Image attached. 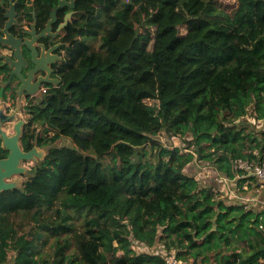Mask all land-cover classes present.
I'll use <instances>...</instances> for the list:
<instances>
[{
    "label": "trees",
    "instance_id": "trees-1",
    "mask_svg": "<svg viewBox=\"0 0 264 264\" xmlns=\"http://www.w3.org/2000/svg\"><path fill=\"white\" fill-rule=\"evenodd\" d=\"M15 1L18 22L34 13L38 30L58 2ZM232 1V15L218 0L76 2L60 34L62 82L28 100L19 141L45 158L0 193V264H38L43 237L55 247L43 264H163L135 243L201 264H264V211L225 203L187 172L196 159L232 179L235 159L264 153V130L242 123L264 122V0ZM28 224L31 240L19 236Z\"/></svg>",
    "mask_w": 264,
    "mask_h": 264
},
{
    "label": "water",
    "instance_id": "water-1",
    "mask_svg": "<svg viewBox=\"0 0 264 264\" xmlns=\"http://www.w3.org/2000/svg\"><path fill=\"white\" fill-rule=\"evenodd\" d=\"M8 5L3 7L5 22L0 29V140L7 156L0 159V193L19 188L21 180H11L15 176L25 175L27 169L22 162H37L46 155L45 148L34 146L29 151L20 148L19 141L22 128L26 121L18 117L22 111L23 100H32L37 97L41 84L58 86L60 80L50 78L52 64L61 62L62 57L58 49L67 44L53 43L62 29L71 22L75 13L76 2L79 0H58L51 10L49 19L44 28H36V19L33 13V22L28 26L18 22L15 0H6ZM64 8L62 23L55 31L58 13ZM15 29V32H13ZM36 78V81L34 82ZM15 95L17 103L11 112H5V107L12 106L11 98ZM10 125V132L4 128Z\"/></svg>",
    "mask_w": 264,
    "mask_h": 264
},
{
    "label": "built area",
    "instance_id": "built-area-1",
    "mask_svg": "<svg viewBox=\"0 0 264 264\" xmlns=\"http://www.w3.org/2000/svg\"><path fill=\"white\" fill-rule=\"evenodd\" d=\"M125 3H129L130 0H123ZM47 88L45 86L41 87L39 90V94H45ZM36 103L35 100H33ZM2 101L0 100V104ZM11 108L12 106L9 105ZM13 110V109H12ZM26 114L24 110L18 113V117L23 118L26 121ZM5 128V126H4ZM255 159L251 161H244L242 159H235L232 163V170L235 175L241 178L251 177L255 181V192L259 193L264 191V153L259 154L257 151L253 152ZM201 171L209 172L213 175L215 183L218 185V190L224 197L234 203L235 205L242 206L246 210H253L254 206H257L258 212L264 211V201L247 199V197L243 196L242 193L238 190L237 185L235 183V179L228 178L225 174L220 173L216 170L215 167L210 166L208 164H200L197 163L196 159L193 161ZM256 212V211H255ZM259 229L264 232V226L262 224L259 225ZM132 248L137 253H148L151 255H158L162 258L163 264H196L193 259H183L180 258L175 250H165L159 246L148 247L142 244H133Z\"/></svg>",
    "mask_w": 264,
    "mask_h": 264
},
{
    "label": "rangeland",
    "instance_id": "rangeland-1",
    "mask_svg": "<svg viewBox=\"0 0 264 264\" xmlns=\"http://www.w3.org/2000/svg\"><path fill=\"white\" fill-rule=\"evenodd\" d=\"M192 1H197V0H192ZM218 6L224 10L226 13H228L229 15H232L236 9V2L232 1V0H218ZM127 40V43H130L131 40L129 39H125ZM86 44L88 45H95L98 46L99 45V40L96 39H92V38H88L85 39ZM147 42V39L145 37H140L139 38V44L140 45H145ZM108 61H112L113 58H107ZM80 74L77 70L71 71L69 74H67L66 76V80L68 79H76L79 78ZM242 123L243 124H249L250 125V129L253 128L252 130L255 131H260V130H264V125L261 123H254V121L252 120V118H250L249 114L244 116V118H242ZM6 130V129H5ZM7 132H10L9 130H6ZM157 139L160 140V138L157 137ZM161 142L164 144V146L166 147H179L181 149H183L185 147V144L183 143L182 140L178 139L175 142L171 141V140H166L164 138H161ZM58 145H68L69 142L67 139H61L60 141H58L57 143ZM172 148V147H171ZM46 151V150H45ZM194 164V162H193ZM191 165L188 167L187 172H190L191 175H193L194 177H198L200 174V171L198 168H196L195 165ZM22 166H24L27 169V172L25 175H22L20 178L22 181L25 180V178L27 177V175L30 173L29 172V164H22ZM190 170V171H189ZM12 180V179H11ZM33 224H28L25 225L23 227L22 230L19 231V236L21 237H25L27 240H31L32 237L29 235V232L33 229ZM46 241V242H45ZM55 249L54 247V241L52 237H48L47 239H45V237L41 238L36 244H35V257L38 260V264H43V261L41 260V258L46 257L47 255H52L53 250ZM14 256L13 253L10 254V259H8V261H10L12 259V257ZM11 263L10 262H7ZM196 264H201L199 261L196 262Z\"/></svg>",
    "mask_w": 264,
    "mask_h": 264
},
{
    "label": "crops",
    "instance_id": "crops-1",
    "mask_svg": "<svg viewBox=\"0 0 264 264\" xmlns=\"http://www.w3.org/2000/svg\"><path fill=\"white\" fill-rule=\"evenodd\" d=\"M34 1L35 0H28L27 3H26L27 7L32 8V4H33ZM5 2H6V6H7L8 5V2L7 1H5ZM0 5H2V7H5L4 6L5 3L2 0H0ZM64 9H67V8H64ZM68 11L69 10L67 9L66 12H68ZM63 30L64 29H62L60 31L59 35L61 34V32ZM4 111L5 112H11L12 111V108L5 107ZM257 123H259V124L262 123L264 125V122H257ZM10 128H11L10 125H5V129L6 130H9L10 131ZM193 165H195L196 168H198V166L195 163ZM199 171H200V174H199L198 177H195V179L197 180V182L199 183V185L201 187L212 189L213 191H215L218 194V196H219L220 199H222L223 201H225V203L234 204L231 201L227 200L224 197V195L219 192L218 185L215 183L214 177H213V175L211 173L206 172V171H201L200 169H199ZM238 175L239 174H237V175L234 174L233 179H235L234 181H235V183L237 185V188L242 193V195L245 196V197H247V199H253V200L255 199V200L264 201V191L259 192V193H256L255 192L256 186H255L254 179L251 178V177L241 178ZM253 208H254V211L258 212L257 206H254Z\"/></svg>",
    "mask_w": 264,
    "mask_h": 264
},
{
    "label": "flooded vegetation",
    "instance_id": "flooded-vegetation-1",
    "mask_svg": "<svg viewBox=\"0 0 264 264\" xmlns=\"http://www.w3.org/2000/svg\"><path fill=\"white\" fill-rule=\"evenodd\" d=\"M53 43H61V44H67V43H63V42H61L60 41V35H58L56 38H54V40H53ZM68 45V44H67ZM62 47H64V46H62ZM62 47L61 48H59L58 49V54L62 57V55H63V49H62ZM61 63H62V61L61 62H59V61H56L55 62V64H52L51 65V68H52V70H53V73L51 74V76H50V78H57V79H59L60 80V83L59 84H61V82H62V75H61V73H60V71H59V68H60V66H61ZM36 81V78H35V80H34V82ZM58 84V85H59ZM48 85L49 84H41V87H43V86H45L46 88H47V90H46V93H47V91H48V89H49V87H48ZM49 86H52V87H54L53 85H49ZM40 87V88H41ZM40 88H39V90H40ZM45 93V94H46ZM43 95L44 94H37V97L36 98H34V99H32V101L33 100H35L36 102H38L39 100H41L42 99V97H43ZM13 99L16 101V103H17V97L15 96V95H13V97H12V102H13ZM31 101V100H30ZM23 104H25V106H23V110H24V113L25 114H28V110H26V106H28V100H23ZM14 107H15V105L14 104H12V109H14ZM31 162H22L21 163V165L23 164H30ZM29 170V169H28ZM21 176H15V177H13L12 178V180L13 181H17V180H21V178H20ZM22 181V180H21ZM23 182V181H22ZM22 182H21V184H22Z\"/></svg>",
    "mask_w": 264,
    "mask_h": 264
}]
</instances>
